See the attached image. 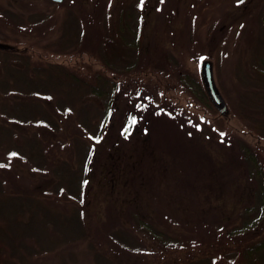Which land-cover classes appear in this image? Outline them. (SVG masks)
I'll use <instances>...</instances> for the list:
<instances>
[{
  "label": "trees",
  "instance_id": "trees-1",
  "mask_svg": "<svg viewBox=\"0 0 264 264\" xmlns=\"http://www.w3.org/2000/svg\"><path fill=\"white\" fill-rule=\"evenodd\" d=\"M48 2L49 10L25 13L12 0H0V17L13 26L8 32L0 21V164L6 165L0 169L18 159L40 175L39 185L22 192L11 191L0 175V264H264V150L253 148L229 125L233 115L264 140V25L239 49L236 82L219 83L227 104L222 111L203 79L171 51L139 44L146 22L139 0L119 12L121 51L112 47L115 38L104 12L100 18L93 12L83 18L71 0ZM224 42L221 28L211 27L202 49L215 68ZM84 54L91 58L81 62L83 70L53 59ZM168 80L186 93L185 104L160 87ZM191 107L203 110L221 142L239 153L254 183L252 204L238 213L241 222L228 227L232 221L224 215L215 218L216 224L197 225L201 238L172 234L160 220L170 215L158 210L153 216L134 195L116 212L118 221L92 227L87 219L90 176L102 147L112 155L122 150L137 156L159 132L167 134L162 119L186 134L191 129L200 134ZM204 231L214 232L212 242ZM222 237L232 243L217 244ZM205 241L211 246L199 256L148 258Z\"/></svg>",
  "mask_w": 264,
  "mask_h": 264
},
{
  "label": "rangeland",
  "instance_id": "rangeland-1",
  "mask_svg": "<svg viewBox=\"0 0 264 264\" xmlns=\"http://www.w3.org/2000/svg\"><path fill=\"white\" fill-rule=\"evenodd\" d=\"M12 1L14 6L25 13L50 9L48 0ZM247 1L248 5L244 6L239 0H139V6L145 8L146 15L139 44L154 51H171L182 61L184 68L203 79L202 64L211 60L203 58L205 51L202 45L211 27L221 28L225 36L223 52L218 67L215 68L213 63L212 65L217 86L219 83L228 86L236 82L234 60L240 47L247 45L252 39L255 40L259 24L264 25V0ZM71 2V6L83 18L88 16L87 13L93 12L99 17V12H104L107 30L115 38L111 45L121 51L116 35L119 12L130 5L138 4V0ZM63 9L64 6H61L58 12L61 13ZM262 15L261 23L259 19H262ZM0 21L5 25L2 17ZM5 26L12 33L13 26L10 23ZM215 32L217 36L220 35V32ZM209 55L212 54L209 52ZM90 58L87 54L80 57H53L54 60L76 65L74 67L82 70L84 68L81 62H88ZM175 85L177 84L174 81L168 80L160 87L168 88L170 97L185 104L186 93ZM189 115L198 123L199 130L201 128L200 134L194 133L192 129L186 134L175 123H171V120L162 119L160 127L167 134L163 132L164 136L159 132L154 139L155 143L148 147L143 145L137 156L125 155L122 150L112 155L108 148L106 150L102 147L100 158L90 176L92 188L88 195L90 210L87 219L92 227L110 219L118 221L116 212L128 201L126 198L134 195L153 216L158 210L170 215L168 219L164 217L160 220L169 224L172 234L182 231L201 238L197 225L204 228L205 223L216 224L215 218L221 219L224 215L230 216L232 221L228 227L241 222L238 213L245 205L252 204L254 183L249 179L239 153H233L231 147L221 142L220 134L205 120L204 111L191 107ZM229 125L253 148L260 147L264 150V140H258L247 132L235 116H230ZM109 138L108 142L113 139V135ZM0 175L11 191L22 192L40 184V175L26 162L18 159L13 161L9 169H0ZM209 234L208 236L204 231L202 235L210 238L212 242L214 232ZM216 243L229 244L232 243V238L222 237ZM210 246L205 241L188 249H175L166 254L150 255L148 258L161 262L188 255L199 256Z\"/></svg>",
  "mask_w": 264,
  "mask_h": 264
},
{
  "label": "water",
  "instance_id": "water-1",
  "mask_svg": "<svg viewBox=\"0 0 264 264\" xmlns=\"http://www.w3.org/2000/svg\"><path fill=\"white\" fill-rule=\"evenodd\" d=\"M55 2H62L63 0H53ZM0 45H2L0 43ZM202 75H203V82L208 92L210 99L212 100L213 104L219 109L224 111L227 108L226 101L217 86L214 73H213V65L212 62L206 60L202 64Z\"/></svg>",
  "mask_w": 264,
  "mask_h": 264
},
{
  "label": "snow or ice",
  "instance_id": "snow-or-ice-1",
  "mask_svg": "<svg viewBox=\"0 0 264 264\" xmlns=\"http://www.w3.org/2000/svg\"><path fill=\"white\" fill-rule=\"evenodd\" d=\"M142 2H143V0H142ZM239 2H240V3H243L244 0H239ZM135 122H136L135 120L132 121L133 124H135ZM125 131H127V130H125ZM16 155H17L16 153H12V154H11V156H13V157L16 156ZM5 166H6V165H4V164H0V168L5 167ZM84 184H87V181H84Z\"/></svg>",
  "mask_w": 264,
  "mask_h": 264
}]
</instances>
